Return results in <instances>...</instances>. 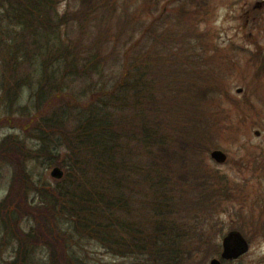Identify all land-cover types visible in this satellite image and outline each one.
<instances>
[{
  "label": "rangeland",
  "instance_id": "obj_1",
  "mask_svg": "<svg viewBox=\"0 0 264 264\" xmlns=\"http://www.w3.org/2000/svg\"><path fill=\"white\" fill-rule=\"evenodd\" d=\"M97 3L98 11L84 21L76 18L79 2L54 4L53 20H70L72 25L58 26L61 44L71 46L79 62L100 60L106 76L75 84L71 79L64 96L83 90L89 96L106 95L127 77V64L130 79L133 62L140 59L148 67L140 76L151 83L148 90L159 104L163 102L159 110L167 136L183 137L184 131L188 139L202 141L188 166L196 165L218 193L207 212L199 207L180 216L176 225L183 254L178 256L185 264H210L220 259L223 239L238 231L249 251L223 264H264V1ZM13 28L0 17V264H134L136 257L106 250L87 228L90 224L73 216V208L64 202L74 198L66 166L60 161L50 166L51 151L34 154L41 142L29 119L36 113L38 78L14 67L15 45L8 43ZM214 150L226 153L227 161H213ZM65 157L62 152L61 160ZM55 168L64 173L62 179L52 177ZM190 180L194 185L185 197L194 203L201 189L194 177ZM54 193L60 202L63 198L64 207L51 198ZM174 195V200L183 199L181 189ZM157 222L155 217L150 224ZM150 262V252L140 259L141 264Z\"/></svg>",
  "mask_w": 264,
  "mask_h": 264
},
{
  "label": "trees",
  "instance_id": "obj_2",
  "mask_svg": "<svg viewBox=\"0 0 264 264\" xmlns=\"http://www.w3.org/2000/svg\"><path fill=\"white\" fill-rule=\"evenodd\" d=\"M56 1L0 0L1 19L14 26L8 39L15 45L11 55L14 67L29 70L38 78L33 95L36 113L29 119L35 122L32 126L41 142L34 154L51 151L49 165L60 161L66 166L74 198L64 202L73 208L74 217L90 224L87 228L106 250H115L123 258L136 257L134 264H141V257L148 252L150 264H185L183 256H178L183 252L176 224L182 214L199 207L207 212L218 196L210 178L201 177L196 165L188 166L194 150L203 143L188 139L184 131L183 137L167 136L159 110L163 102L159 104L153 90H148L151 83L140 76L148 69L140 59L133 62L135 73L130 79L126 80L127 64V77L115 82L106 95L97 92L89 96L83 90L64 96L71 79L75 84L95 75L101 79L106 76L100 60L92 57L79 62L75 50L61 44L58 26L71 29L72 25L70 20H53ZM74 1L82 5L78 21L90 20V14L98 11L99 0ZM40 61L41 69L37 70ZM131 80L134 83L128 85ZM190 177L201 189L192 204L185 197L194 185ZM176 189L182 190L183 199L174 200ZM51 198L60 200L56 193ZM57 205L64 207L63 198ZM155 217L160 223L151 225Z\"/></svg>",
  "mask_w": 264,
  "mask_h": 264
},
{
  "label": "water",
  "instance_id": "obj_3",
  "mask_svg": "<svg viewBox=\"0 0 264 264\" xmlns=\"http://www.w3.org/2000/svg\"><path fill=\"white\" fill-rule=\"evenodd\" d=\"M257 135L259 136V133H257ZM212 158L220 164L227 161L226 154L220 150L214 151L212 153ZM52 177L62 179L64 177V173L59 168H56L52 172ZM248 250L249 245L242 235L237 232H232L224 240V252L222 254V258L225 260H235L245 254ZM211 264H221V262L215 259L211 262Z\"/></svg>",
  "mask_w": 264,
  "mask_h": 264
}]
</instances>
